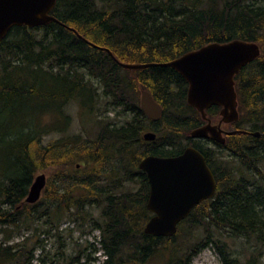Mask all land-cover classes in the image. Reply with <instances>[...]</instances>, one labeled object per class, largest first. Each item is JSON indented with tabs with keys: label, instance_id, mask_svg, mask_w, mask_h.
Here are the masks:
<instances>
[{
	"label": "trees",
	"instance_id": "1",
	"mask_svg": "<svg viewBox=\"0 0 264 264\" xmlns=\"http://www.w3.org/2000/svg\"><path fill=\"white\" fill-rule=\"evenodd\" d=\"M50 14L59 22L12 26L0 40V232L27 230L44 215L54 226L65 211L79 226L89 223L98 230L102 264H142L163 251L168 264H191L208 246L223 264H259V255L245 263L234 256L224 238L254 237L264 244V0H56ZM234 39L254 42L260 50L233 77L234 129L260 136L236 132L217 143L216 151L189 136L204 120L188 104V85L177 71L125 69L86 42L108 48L120 62L137 64L170 61ZM142 90L161 105L158 120L141 109ZM74 102L94 130L62 137L70 127L65 109ZM108 106L122 107L130 119L121 125L104 121L99 110L109 111ZM218 109L213 105L206 115L216 116ZM148 130L154 140L142 137ZM52 133L61 137L45 142ZM187 146L204 155L215 193L191 210L173 236L146 234L152 215L146 208L149 183L138 163L147 155H178ZM223 151L238 166L223 162ZM47 167H56L55 181L35 203L24 202L34 175ZM128 184L136 188L126 189ZM93 206L101 207L98 217L89 210ZM181 233L188 237L184 249L174 244ZM10 238H0V264H89L90 252L98 249L86 241V247L68 254L66 239L58 234L51 254L41 239L31 245L28 237L11 243ZM38 247L41 255L33 263Z\"/></svg>",
	"mask_w": 264,
	"mask_h": 264
},
{
	"label": "water",
	"instance_id": "2",
	"mask_svg": "<svg viewBox=\"0 0 264 264\" xmlns=\"http://www.w3.org/2000/svg\"><path fill=\"white\" fill-rule=\"evenodd\" d=\"M55 1L0 0V40L12 26L33 27L50 21L59 22L50 14ZM86 42L106 51L125 69L166 66L177 71L187 82L188 104L197 109L202 119L207 116L205 110L212 105L222 107L220 115L223 117L216 126L208 122L193 129L189 136L204 138L211 135L218 142H221L218 138V134L222 132L221 122L227 119L233 121L238 117L233 77L243 65L256 58L260 52L256 43L234 39L225 43L203 45L170 61L135 64L120 62L108 48L99 47L87 40ZM139 105L150 119L160 118L162 107L149 91H141ZM234 132L260 136L258 131ZM142 137L151 141L155 139V134L147 131ZM138 168L145 172L148 178L146 208L152 213L143 231L152 236H173L178 224L191 210L200 202L212 198L216 190L213 172L207 165L204 155L193 146H187L180 154L170 157L147 155L139 161ZM45 183L46 177L43 173L35 175L24 202L35 203L40 198Z\"/></svg>",
	"mask_w": 264,
	"mask_h": 264
},
{
	"label": "rangeland",
	"instance_id": "3",
	"mask_svg": "<svg viewBox=\"0 0 264 264\" xmlns=\"http://www.w3.org/2000/svg\"><path fill=\"white\" fill-rule=\"evenodd\" d=\"M108 108L109 111L106 112L105 107H100L99 110L101 114H99L98 117H104V121H111L114 124L121 125L125 124L126 121L129 120L131 117V114L122 110V107L108 106ZM65 110L70 117V127L62 135V137H73V135L77 134L80 136H86L88 130L94 128V123H92V121L90 120H87L82 109L75 102L70 103ZM48 116L49 115H47V117L44 116L43 121H48ZM91 117L93 116L91 115ZM218 119L219 117L216 118V121ZM222 128L229 129L230 127H228L227 125H222ZM59 137H61V134L59 133L48 134L45 136V142L50 141L52 139H57ZM194 140L206 148H211L215 151L219 149L218 146L212 141L204 142L199 139ZM220 155L222 156L223 162L232 161V164L238 166L236 160L234 158H231L226 151L221 152ZM262 169L264 170V163L262 165ZM56 170V167H47L45 169L37 171L35 175L43 173L46 177V186L49 181H55L54 173ZM135 188L136 185L128 184L126 189L134 190ZM89 210L91 211L93 217H98L101 213V207L99 206L90 207ZM52 212L53 215L56 214V211ZM52 222L54 226H51V224L47 221V218L44 215L43 217L39 218V221L31 223L30 227L27 230L21 229V231L18 232L13 227H5L4 231L0 232V238H3L5 236L11 237L9 239L11 243L20 241L23 238L28 237L29 241H31V245L36 239H41L43 240V243L45 245L44 248L46 252L53 254L58 246V234H61L66 239L65 248L68 254H73L74 251L77 250V248L84 246L86 247L88 243H94V245L98 248L96 252L91 251L92 248L86 250V254L91 251L90 253H92V257L94 258L90 261L89 264H102L104 256L102 254V250H100V244L98 242V230L91 229L89 223L79 226V222L74 220L73 215H70L69 212L65 211L64 213L57 214L55 220ZM41 230H47L49 232H43ZM224 239L227 240L229 244L233 246L234 250L232 254L234 256H239L244 263L248 261L251 255L255 257L253 260H256L259 255V264H264V244L261 241L258 242L256 238L247 236H240L235 240H232L229 237H225ZM86 241H88V243ZM187 243L188 237L183 235L182 233L174 240V244L177 248L184 249V246L188 245ZM34 254L36 260H34L33 263H36L38 256L41 255L40 247L37 248ZM168 257V251L157 252L142 264H168ZM191 264H223V262L221 261L220 255L216 251L214 246H208L207 248L200 251L196 256H194L191 261Z\"/></svg>",
	"mask_w": 264,
	"mask_h": 264
},
{
	"label": "flooded vegetation",
	"instance_id": "4",
	"mask_svg": "<svg viewBox=\"0 0 264 264\" xmlns=\"http://www.w3.org/2000/svg\"><path fill=\"white\" fill-rule=\"evenodd\" d=\"M236 101H237V95H236ZM237 105H238V103H237ZM213 106V105H212ZM215 106H217V105H215ZM217 107H219V106H217ZM221 106L219 107V109H218V113H217V115L216 116H212V117H209V116H205V119H203L204 120V123L203 124H201L200 126H202V125H205V124H207L208 122L211 124V125H214V126H216L218 123H219V121L221 120V118L223 117L222 115H220V110H221ZM237 112H238V110H236ZM147 116V115H146ZM148 117V116H147ZM217 117H219V119L216 121V118ZM229 117V116H228ZM149 118V117H148ZM226 118V117H225ZM150 119V118H149ZM152 120V119H151ZM238 120V117H237V119L236 120H233V121H230V120H226V121H222L221 122V124H220V128H221V130H222V132H220L219 134H218V138H219V140L221 141V142H218L215 138H213L211 135H207L206 137H204V138H192V139H199V140H202V141H212L214 144H224L225 142H226V137L228 136V135H231V134H235V132L234 131H237L238 129H234V125H233V123H235L236 121ZM222 125H227L228 127H230L229 129H223L222 128ZM199 126V127H200ZM148 131H150V130H148ZM145 132H147V131H145ZM150 132H153V131H150ZM144 133V132H143ZM154 133V132H153ZM155 134V133H154ZM223 141V142H222ZM152 216V215H151Z\"/></svg>",
	"mask_w": 264,
	"mask_h": 264
}]
</instances>
